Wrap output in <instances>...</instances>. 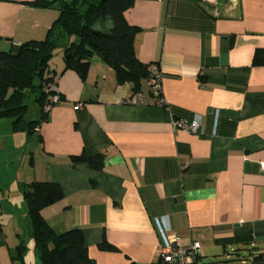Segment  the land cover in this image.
<instances>
[{"label":"crops","instance_id":"obj_1","mask_svg":"<svg viewBox=\"0 0 264 264\" xmlns=\"http://www.w3.org/2000/svg\"><path fill=\"white\" fill-rule=\"evenodd\" d=\"M30 1L0 0V51L43 39L56 19L55 7ZM124 16L140 28L137 58L161 72L166 104L124 103L131 83H117L99 55L84 78L58 61L60 99L46 120L28 135L0 119V264H42L22 196L31 181L60 185L41 215L56 232L80 228L92 264H154L155 220L183 245L198 241L199 264H245L240 245L264 250V64L252 65L264 0H135ZM138 92L149 100L146 79ZM193 118L196 133L172 123ZM82 152L103 154L102 169L70 160Z\"/></svg>","mask_w":264,"mask_h":264},{"label":"trees","instance_id":"obj_2","mask_svg":"<svg viewBox=\"0 0 264 264\" xmlns=\"http://www.w3.org/2000/svg\"><path fill=\"white\" fill-rule=\"evenodd\" d=\"M135 0H34L36 7H55L56 19L43 39L22 42L15 52L0 51V119L9 118L14 131L32 134L47 118L43 109L56 85V71L52 58L60 52L64 67L72 69L81 78L86 76L90 59L99 55L114 70L117 83H131L133 93L140 90L148 77V64L137 58L134 39L140 31L129 24L124 16ZM109 17L112 26L108 32L92 28L99 18ZM264 64V48H256L252 65ZM30 104L36 107L35 118H30ZM73 163H84L89 168L101 170L104 155L88 156L84 152L71 155ZM27 205L29 233L42 264H92L82 231L73 227L56 232L43 218L41 210L62 198L58 183L31 181L22 190ZM104 249L113 247L100 243ZM25 246L16 247L13 259H22ZM236 259L248 260L247 264H264V250H251L247 256L237 254ZM246 264V263H245Z\"/></svg>","mask_w":264,"mask_h":264},{"label":"built area","instance_id":"obj_3","mask_svg":"<svg viewBox=\"0 0 264 264\" xmlns=\"http://www.w3.org/2000/svg\"><path fill=\"white\" fill-rule=\"evenodd\" d=\"M146 84L150 95L149 100H145L141 93L136 92L124 98L123 102L126 104H166L161 93V72L155 64H150L148 66ZM52 90L54 93L49 95L47 102L43 106L45 111H49L51 107L60 99L56 88L53 87ZM172 123L174 127L191 133H196L199 128V121L196 118H193L191 121H187L185 119H174ZM155 223L161 243L158 247L154 264H199L200 245L198 241L192 240L183 245L180 243L178 235L173 232L169 233V230L158 220H155Z\"/></svg>","mask_w":264,"mask_h":264},{"label":"rangeland","instance_id":"obj_4","mask_svg":"<svg viewBox=\"0 0 264 264\" xmlns=\"http://www.w3.org/2000/svg\"><path fill=\"white\" fill-rule=\"evenodd\" d=\"M61 59H62V57H61V53L60 52H58V53H56L55 54V56L52 58V61H51V66L52 67H54L55 66V64H57V62L59 61H61ZM37 110H36V107L33 105V104H30V112L28 113V116L30 117V118H35V116H36V114H37V112H36ZM6 120H9V118H6ZM263 244H258L257 245V248H263ZM250 247L248 246V245H240V247H239V250H238V253H240L242 256H247V253L250 251ZM218 256H222V255H218ZM218 256H214V257H212L213 259H209V260H211V261H215V260H219L217 257ZM215 258V259H214ZM247 262H248V260H246V264H247Z\"/></svg>","mask_w":264,"mask_h":264}]
</instances>
